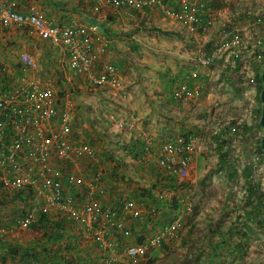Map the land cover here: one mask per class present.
I'll list each match as a JSON object with an SVG mask.
<instances>
[{"label": "crops", "instance_id": "crops-1", "mask_svg": "<svg viewBox=\"0 0 264 264\" xmlns=\"http://www.w3.org/2000/svg\"><path fill=\"white\" fill-rule=\"evenodd\" d=\"M14 1L19 13H38L58 27H98L95 38L100 37L103 44L95 43L96 63L91 74L82 76L72 74L65 50L29 28H0V81L3 77L9 80L7 90H2L0 83V95L34 81L49 79L54 83L57 109L70 115V141L92 147L96 160L63 163L52 154L50 164L59 171L74 172L86 182L92 181L94 172L101 174L97 199L113 207L131 233L128 238L115 233L114 245L135 244L139 239L142 243L179 216L185 203L192 202L196 212L187 218L177 239H164L162 247L149 251L141 264H227L223 263L222 248H214L222 242V200L194 203L200 182L198 186L195 180L179 181L158 167L155 158L164 143L187 138L197 146L190 171H200L198 144L204 126H227L242 97L229 85V67L217 62L204 68L198 63L199 56L217 45L223 28L243 20L244 10H264V0H160L159 5L139 10L103 5L98 11L94 10L95 0ZM197 2L207 5L204 14L210 26L206 33L190 34L164 12L180 11ZM24 54L36 61L35 70L22 67L20 57ZM105 64L116 68L121 89L92 85L91 76L98 75ZM181 84L199 89L201 96L175 99L174 91ZM55 127V123L49 126L50 130ZM127 202L134 206L125 209ZM22 207L19 196L0 189V264H72L66 261L68 246L62 245L72 238L68 232H54L71 229L70 224L43 221L34 225L33 232L20 231L15 222ZM58 235L66 237L62 244ZM88 248L92 254L86 257L88 253L80 251L78 264L99 256L97 245ZM25 250L33 251L37 258L22 260Z\"/></svg>", "mask_w": 264, "mask_h": 264}, {"label": "built area", "instance_id": "built-area-1", "mask_svg": "<svg viewBox=\"0 0 264 264\" xmlns=\"http://www.w3.org/2000/svg\"><path fill=\"white\" fill-rule=\"evenodd\" d=\"M95 1V11L103 5H124L139 10L161 4L160 0ZM206 8L205 2H197L186 4L180 11L164 12L181 23L188 33H206L210 26L204 14ZM243 16L236 26L223 28L219 32L217 45L198 59L199 65L204 68L221 62L224 68H230L229 76L234 73L239 75L242 82L239 89L243 90V98L241 106H238L239 113L227 122V125L235 122L231 132L243 123L253 127L256 124L253 110L261 106L256 99L251 100L247 95L256 89L252 82L255 72H263L264 68V10L248 8L244 10ZM0 28H29L39 38L49 40L65 50L74 76L91 74L97 58L95 43L103 44L100 37L95 38L98 30L96 25L58 27L38 13H19L14 0H0ZM20 61L24 69L37 68L36 61L26 54L20 57ZM91 82L95 87L121 89L122 86L116 68L110 64L103 65L98 75L91 76ZM173 96L177 100H191L199 98L201 91L181 84ZM55 98V86L49 79L34 81L28 86H19L12 92L0 95V189L23 200L22 213L15 222V228L33 232L34 225L41 220L47 223L67 222L71 229L54 231L59 234L68 232V237L72 238L62 244V239L66 237L60 238L58 235L60 244L68 246L66 261L81 263L78 257L80 251L87 252L88 255L84 254L87 257L92 254L88 245L95 244L99 256L93 261L88 258L83 264H141L149 251L162 247L164 239L169 242L177 239L187 218L193 214L194 204L185 203L179 216L142 243L114 245L112 239L115 233L126 238L131 233L124 219L116 217L114 208L102 205L97 199L101 174L94 172L92 181L86 182L74 172L59 171L50 164L52 154L63 163L72 159L77 162L86 159L93 163L96 160L92 147L70 141V115L67 110L57 109ZM51 123H55V130H50ZM250 137L249 158L255 161L259 134L253 131ZM194 153L195 147L191 142H166L161 145L155 162L179 181H184L189 177ZM252 175L255 179V165ZM261 181L263 184L264 178ZM133 206L132 202H127L124 208ZM66 256L61 257V260L65 261Z\"/></svg>", "mask_w": 264, "mask_h": 264}, {"label": "rangeland", "instance_id": "rangeland-1", "mask_svg": "<svg viewBox=\"0 0 264 264\" xmlns=\"http://www.w3.org/2000/svg\"><path fill=\"white\" fill-rule=\"evenodd\" d=\"M1 72L4 71L1 70ZM239 81L240 79L238 73H234L229 76V85L234 89H239ZM259 94L260 93L255 89L254 93L249 92L247 97H250L251 100H255L259 97ZM239 100L235 106V111L232 112V115H237L239 113L237 111V106L241 103V99L239 98ZM232 115H229V117ZM225 118L226 117L223 116L222 119L225 120ZM204 128V133L201 132L202 137L198 144V146H200L198 159L202 162V165L199 167L200 171H190L188 179H185L183 182H187L190 179L191 181L195 180L197 185L199 182L202 185L201 188L198 187L197 189L195 197L193 198L194 203H201V201L208 203L210 201L217 202L218 200H222V230L228 229L231 226L241 228L242 223H248V225H250L251 232L248 233V238H246L247 244L243 246L245 251L243 258L240 260L238 259V256H236L235 264H264V232L259 227H256L253 222H247L242 207L245 197V180L241 174L242 169L247 163L254 164L248 156L250 141L247 140V137L250 134L244 131L240 132V129L230 133L231 136L229 138L232 139L231 158L235 161L234 165L236 169L235 179L231 181L227 178L224 171H222V173L218 172V158L213 147V137H215V135L219 132L218 129L221 127L208 129L205 125ZM252 128L253 131H257L259 134V143L264 137V130L256 127L255 125H253ZM193 145L196 153L197 146L194 143ZM259 160L261 161L258 164L257 175L255 177L256 181H261L264 178L263 154L259 155Z\"/></svg>", "mask_w": 264, "mask_h": 264}, {"label": "trees", "instance_id": "trees-1", "mask_svg": "<svg viewBox=\"0 0 264 264\" xmlns=\"http://www.w3.org/2000/svg\"><path fill=\"white\" fill-rule=\"evenodd\" d=\"M261 73L262 72H255L253 76V81L256 90L260 93L261 89L263 88L264 84L261 82ZM3 76H5V73H2ZM2 83V90H7L9 80L6 77H3L0 81ZM239 84L241 85L242 82L239 81ZM241 87H244L242 85ZM238 89V88H237ZM239 90V89H238ZM240 95L243 98L242 94L243 91L240 89ZM241 98V99H242ZM256 100L260 103L259 97L256 98ZM261 113V106L258 109L253 110V116L254 121L256 122L255 126L258 128H261L259 125V118ZM235 125V122L232 121L229 125L221 128L219 132L214 137V143H215V152L216 156L218 158V169L220 173L224 171L227 178L231 181L235 179L236 176V169H235V161L231 158L232 149V139L229 138L231 136V130L232 127ZM240 129L241 131L247 132L250 134L247 137V140L250 141L251 135L253 134V128L248 127L245 123H243L240 127H237L236 130L238 131ZM243 137V135H242ZM246 138V137H245ZM185 142H188L187 138L184 139ZM256 153L257 161L253 160L254 164L247 163L242 169V176L245 180L244 182V202H243V213L244 216L248 221L253 222L256 227H259L264 232V183L262 184V181H256L252 175V168L253 165H255L258 168V164L261 160H259V155H264V150L261 149L260 142L257 145ZM249 156V155H248ZM252 157V155H251ZM179 182V181H178ZM177 182V184H178ZM180 186L184 187L182 183L179 184ZM196 212V208L194 207L193 214ZM43 220H41L38 223H42ZM251 232L250 225L248 223H242L241 228H236L234 226L229 227L226 231L222 230V242L215 245L214 248H222V256L225 259V262L223 263H229L230 260L235 259L236 256H238V259H242L244 255V248L243 246L247 244L246 238H248V233ZM57 236L56 234H54ZM139 243L141 242V239H139ZM242 253V255H241ZM24 256L21 257L22 260L28 261L29 259H36V253L29 252L28 250H25V253H23ZM240 254V255H237ZM55 264L54 262H52ZM67 264H71L70 262H67Z\"/></svg>", "mask_w": 264, "mask_h": 264}, {"label": "water", "instance_id": "water-1", "mask_svg": "<svg viewBox=\"0 0 264 264\" xmlns=\"http://www.w3.org/2000/svg\"><path fill=\"white\" fill-rule=\"evenodd\" d=\"M261 82L262 84H264V68H263V72L261 73ZM259 101L261 103V113H260V118H259V125L264 130V86L260 91ZM260 145H261V149L264 150V137L261 139Z\"/></svg>", "mask_w": 264, "mask_h": 264}]
</instances>
